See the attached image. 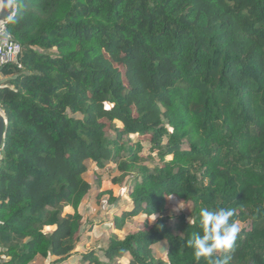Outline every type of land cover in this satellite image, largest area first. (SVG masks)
<instances>
[{
  "label": "trees",
  "instance_id": "1",
  "mask_svg": "<svg viewBox=\"0 0 264 264\" xmlns=\"http://www.w3.org/2000/svg\"><path fill=\"white\" fill-rule=\"evenodd\" d=\"M14 5L6 27L21 51L0 71V264L68 261L96 226L85 175L100 185L107 170L129 199L123 210L111 190L96 195L117 208L115 229L157 219L81 260L208 264L192 255L200 227L188 220L233 207L230 264H264V0ZM169 194L190 212L167 215Z\"/></svg>",
  "mask_w": 264,
  "mask_h": 264
},
{
  "label": "rangeland",
  "instance_id": "2",
  "mask_svg": "<svg viewBox=\"0 0 264 264\" xmlns=\"http://www.w3.org/2000/svg\"><path fill=\"white\" fill-rule=\"evenodd\" d=\"M149 166H153L155 163L150 161H145ZM111 170L102 172L101 180L98 185L97 180L95 179L93 173L90 171L85 175V179L91 184L92 191L90 195L85 199L83 204V213L87 221H94L96 223L94 230L87 236V232L83 231L80 236V241L78 246L74 250L75 254L71 258L62 263V264H89L88 261L81 260L79 258L80 254L88 253L89 251H98L99 247H104L107 245V238L110 234H114L117 237L121 238L125 234H132L138 230L144 229L147 225H150L152 221L145 220L143 217H131L125 218L124 224L121 230L115 229L113 223L111 222L114 218V213L117 208L114 205L108 203L107 195L100 199L99 202H96V195L100 192L110 191L112 196L116 199V204L119 207H122L123 210L126 209V205L129 203L127 196V185L125 183L114 184L112 182ZM181 206V207H179ZM167 215L174 216L177 212L188 214L191 209L190 203H183L173 197L172 199L167 198L166 202ZM67 211V210H66ZM112 211V212H111ZM100 219V220H99ZM100 221V223L98 222ZM109 222V223H108ZM108 224L110 225L108 227ZM85 228L87 225L84 226ZM49 231V230H47ZM160 246V245H159ZM163 247L164 244H161ZM96 253V259H98ZM80 259V260H79ZM100 263H107L104 258H99ZM120 261H114L109 264H120ZM29 264H51L49 261L42 259L41 257H36Z\"/></svg>",
  "mask_w": 264,
  "mask_h": 264
},
{
  "label": "clouds",
  "instance_id": "3",
  "mask_svg": "<svg viewBox=\"0 0 264 264\" xmlns=\"http://www.w3.org/2000/svg\"><path fill=\"white\" fill-rule=\"evenodd\" d=\"M166 197L173 198L172 194ZM152 214L153 222L157 219V215ZM234 215L233 207H220L213 210L201 208L199 221L192 216L189 218L188 224L196 225L199 222L200 227V231L192 233L187 241L197 261L205 258L208 264H230L229 254L233 251L238 233L241 231L239 221L233 219ZM218 254H222V257Z\"/></svg>",
  "mask_w": 264,
  "mask_h": 264
},
{
  "label": "built area",
  "instance_id": "4",
  "mask_svg": "<svg viewBox=\"0 0 264 264\" xmlns=\"http://www.w3.org/2000/svg\"><path fill=\"white\" fill-rule=\"evenodd\" d=\"M17 9L13 4L10 17L15 15ZM7 19L0 20V71L3 65L16 63L20 54V46L15 43L7 33Z\"/></svg>",
  "mask_w": 264,
  "mask_h": 264
},
{
  "label": "water",
  "instance_id": "5",
  "mask_svg": "<svg viewBox=\"0 0 264 264\" xmlns=\"http://www.w3.org/2000/svg\"><path fill=\"white\" fill-rule=\"evenodd\" d=\"M14 4V0H0V20L10 19V13ZM7 121L0 112V149L3 146V140L6 132Z\"/></svg>",
  "mask_w": 264,
  "mask_h": 264
},
{
  "label": "crops",
  "instance_id": "6",
  "mask_svg": "<svg viewBox=\"0 0 264 264\" xmlns=\"http://www.w3.org/2000/svg\"><path fill=\"white\" fill-rule=\"evenodd\" d=\"M0 81H1V76H0Z\"/></svg>",
  "mask_w": 264,
  "mask_h": 264
}]
</instances>
